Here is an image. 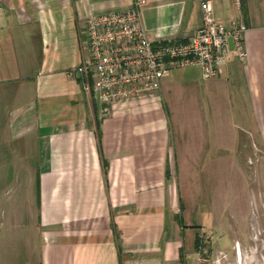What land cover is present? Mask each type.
I'll use <instances>...</instances> for the list:
<instances>
[{
    "label": "crops",
    "instance_id": "obj_1",
    "mask_svg": "<svg viewBox=\"0 0 264 264\" xmlns=\"http://www.w3.org/2000/svg\"><path fill=\"white\" fill-rule=\"evenodd\" d=\"M134 1L153 42L201 26L198 0H0V147L32 150L39 264H202V164L247 132L264 144V0H213L247 27L243 61L209 79L171 69L100 116L79 71L85 22Z\"/></svg>",
    "mask_w": 264,
    "mask_h": 264
},
{
    "label": "rangeland",
    "instance_id": "obj_2",
    "mask_svg": "<svg viewBox=\"0 0 264 264\" xmlns=\"http://www.w3.org/2000/svg\"><path fill=\"white\" fill-rule=\"evenodd\" d=\"M251 134L246 146L221 148L211 170L202 164L200 213L213 218L197 250L202 264H264V144ZM6 150L0 147V264H39L32 150L14 145L7 157Z\"/></svg>",
    "mask_w": 264,
    "mask_h": 264
},
{
    "label": "built area",
    "instance_id": "obj_3",
    "mask_svg": "<svg viewBox=\"0 0 264 264\" xmlns=\"http://www.w3.org/2000/svg\"><path fill=\"white\" fill-rule=\"evenodd\" d=\"M198 1L201 26L184 41H151L140 22L138 1L87 17V55L79 71L82 89L97 102L101 117L110 115L116 102L155 92L171 69L197 66L201 78L209 79L230 58H246L244 22L225 25L216 18L213 0Z\"/></svg>",
    "mask_w": 264,
    "mask_h": 264
},
{
    "label": "trees",
    "instance_id": "obj_4",
    "mask_svg": "<svg viewBox=\"0 0 264 264\" xmlns=\"http://www.w3.org/2000/svg\"><path fill=\"white\" fill-rule=\"evenodd\" d=\"M199 245V244H198Z\"/></svg>",
    "mask_w": 264,
    "mask_h": 264
}]
</instances>
